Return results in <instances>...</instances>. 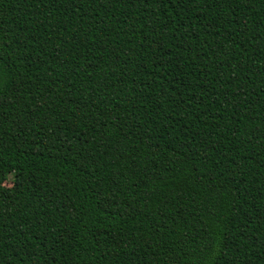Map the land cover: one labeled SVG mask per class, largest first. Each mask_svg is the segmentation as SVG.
<instances>
[{"label": "trees", "instance_id": "obj_1", "mask_svg": "<svg viewBox=\"0 0 264 264\" xmlns=\"http://www.w3.org/2000/svg\"><path fill=\"white\" fill-rule=\"evenodd\" d=\"M0 264H264V0H0Z\"/></svg>", "mask_w": 264, "mask_h": 264}, {"label": "rangeland", "instance_id": "obj_2", "mask_svg": "<svg viewBox=\"0 0 264 264\" xmlns=\"http://www.w3.org/2000/svg\"><path fill=\"white\" fill-rule=\"evenodd\" d=\"M13 182V174L8 175L7 180L5 181V185L10 186Z\"/></svg>", "mask_w": 264, "mask_h": 264}]
</instances>
